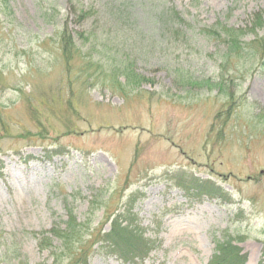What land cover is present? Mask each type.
<instances>
[{"label": "rangeland", "instance_id": "rangeland-1", "mask_svg": "<svg viewBox=\"0 0 264 264\" xmlns=\"http://www.w3.org/2000/svg\"><path fill=\"white\" fill-rule=\"evenodd\" d=\"M173 1L184 14L189 6L199 24L244 25L264 11V0ZM81 3L98 11L83 19ZM143 3L9 1L0 17V252L13 236L29 263L65 264L29 231L63 222L72 208L88 227L87 264H134L84 240L93 243L90 234L107 230L128 205L155 240L141 264H202L225 232L247 253L246 264H264L261 59L248 52L225 62L226 43L200 34L159 43L162 29ZM65 17L76 45L103 66L67 64L58 43ZM90 29L98 43L79 35ZM117 50L149 80L112 87L106 63ZM194 177L220 185L229 199L200 193L188 183Z\"/></svg>", "mask_w": 264, "mask_h": 264}, {"label": "trees", "instance_id": "trees-1", "mask_svg": "<svg viewBox=\"0 0 264 264\" xmlns=\"http://www.w3.org/2000/svg\"><path fill=\"white\" fill-rule=\"evenodd\" d=\"M10 0H0V17H6V10L10 8ZM236 1V0H235ZM143 6L149 10V17L153 22H157L162 29L163 37L159 43H185L196 38L197 34L204 37L226 43L227 62L231 56H245V54H258L261 59V65L264 66V33L258 34L257 30L264 25V11L262 9L252 12L244 25H232L217 20L212 23H201L197 20V15L190 11V7L185 8V14L174 4L173 0H143ZM122 3L121 5L124 7ZM234 8L229 6V11ZM98 9L93 5L84 7L83 3L79 6V16L86 18L90 13L97 12ZM115 14L118 18L120 16ZM59 30V41L61 43L62 54L67 64L73 58H79L82 61L83 69L89 70L94 66L98 68L104 64L99 60H94L90 53H85L76 45L77 40L71 30L67 17L64 18ZM123 24V22L121 23ZM123 26V25H122ZM129 36H132L130 29L124 28ZM247 30L255 32L254 36L245 40ZM89 31V32H88ZM96 33V34H95ZM90 29L87 33H79L83 39L90 40V43H98V33ZM117 35V34H115ZM118 37V35H117ZM99 39V40H98ZM117 39V38H116ZM95 40V41H93ZM112 43L116 42L111 39ZM118 40V39H117ZM150 43V42H146ZM242 43H247L248 48ZM251 49V51H249ZM115 52V51H114ZM110 52V53H114ZM134 58L121 54L119 50L111 55V61L106 63L109 69V81L111 86L119 82L121 88L127 86L137 87L143 81L149 80L143 74L134 69ZM238 71V69H235ZM118 75L124 76V82H120ZM200 192L210 195L211 197H223L229 199L225 190L210 179H194L188 182ZM88 229L84 221H77L72 208L67 209V218L63 222H53L51 226L43 230L29 231L37 239L38 246L42 249H49L58 259V255H63L66 259L65 264H87L86 251L83 243V232ZM96 237L92 243L90 239H84L86 247L98 243V247L104 249L123 261L141 264L148 256L149 252L155 246V240L144 234L140 223L132 215L130 206L126 205L122 211L116 213L109 221L107 230L99 233L90 234V238ZM57 241V245L54 241ZM7 248L0 252V259L3 264H8L13 260L16 264H31L24 254L20 251L19 246L13 236L9 237ZM58 249V251H57ZM91 251V250H90ZM247 253L238 244L236 239L228 232L224 233L223 238L215 240L213 252L206 262L202 264H246ZM44 264V263H37Z\"/></svg>", "mask_w": 264, "mask_h": 264}]
</instances>
